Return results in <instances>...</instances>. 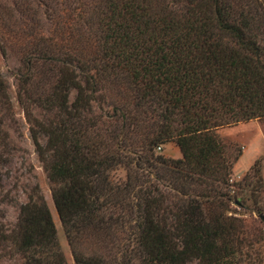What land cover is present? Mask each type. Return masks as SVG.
I'll use <instances>...</instances> for the list:
<instances>
[{"label": "trees", "instance_id": "trees-1", "mask_svg": "<svg viewBox=\"0 0 264 264\" xmlns=\"http://www.w3.org/2000/svg\"><path fill=\"white\" fill-rule=\"evenodd\" d=\"M33 1L99 41L95 56L68 54L40 29L21 76L20 103L46 176L59 185L51 198L73 262L235 264L240 221L209 214L196 186L210 184L223 208L212 181L238 157L217 130L264 119V0H83L76 16L74 1ZM114 87L98 119V94ZM31 103L54 120H37ZM168 141L181 158L153 153ZM156 168L165 195L152 194ZM112 170L122 174L112 179ZM20 215L0 231V251L15 252L18 264H66L42 199Z\"/></svg>", "mask_w": 264, "mask_h": 264}, {"label": "rangeland", "instance_id": "rangeland-1", "mask_svg": "<svg viewBox=\"0 0 264 264\" xmlns=\"http://www.w3.org/2000/svg\"><path fill=\"white\" fill-rule=\"evenodd\" d=\"M69 1L75 2L73 6L76 9L72 16L81 14L83 0ZM244 2L248 3L249 0ZM49 15L50 12L45 8H37L33 0H0V75L7 95L6 104L0 103V231L14 229L21 219V207L39 203L42 199L50 212L65 263L75 264L51 198L52 190L59 185L48 180L30 138L32 124L26 119L24 107L20 103L23 89L27 87L21 76L26 73L23 63L25 57L35 50L28 47L27 43L37 41V36H41L38 31L40 29L53 38V43L63 44L68 54L95 56L99 51V41L97 36L92 33L87 36V32L83 30L77 34L71 33L70 30L74 27L71 16L67 19L63 15ZM103 91L98 94V103L94 108L98 119L110 110L109 99L116 98L115 87ZM33 98L34 94L31 99ZM72 98L73 93L69 96L70 100ZM30 106L37 120H54L52 114L35 108L32 103ZM217 135L227 145L224 150L236 155L238 160L223 179L212 181L213 187L220 192L223 208L212 200L214 194L209 192L210 187L212 189L210 184L196 186L198 192L209 199V207L204 205L203 209L209 214L222 212L225 217L240 221L239 236L243 241L235 246L239 249L235 264H264V224L259 218L264 217V119L219 128ZM40 143H44L42 137ZM153 153L166 159L181 158L179 148L173 141L159 144L153 149ZM150 172V180L158 189L152 194L165 195L168 188L161 185L164 183L161 179L164 176L163 170L156 168ZM120 174L122 172L112 170L110 175L114 179ZM201 200L204 201L205 198ZM35 213L34 209L29 210V215ZM20 262L12 250L0 251V264Z\"/></svg>", "mask_w": 264, "mask_h": 264}, {"label": "water", "instance_id": "water-1", "mask_svg": "<svg viewBox=\"0 0 264 264\" xmlns=\"http://www.w3.org/2000/svg\"><path fill=\"white\" fill-rule=\"evenodd\" d=\"M261 220H264L263 217H261Z\"/></svg>", "mask_w": 264, "mask_h": 264}, {"label": "built area", "instance_id": "built-area-1", "mask_svg": "<svg viewBox=\"0 0 264 264\" xmlns=\"http://www.w3.org/2000/svg\"><path fill=\"white\" fill-rule=\"evenodd\" d=\"M158 150H160V148H157Z\"/></svg>", "mask_w": 264, "mask_h": 264}]
</instances>
